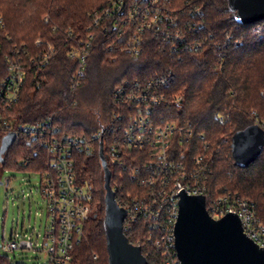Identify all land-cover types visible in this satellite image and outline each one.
Instances as JSON below:
<instances>
[{"label":"trees","instance_id":"16d2710c","mask_svg":"<svg viewBox=\"0 0 264 264\" xmlns=\"http://www.w3.org/2000/svg\"><path fill=\"white\" fill-rule=\"evenodd\" d=\"M108 1L0 0L4 22V26L0 25V84L9 73V60L21 55L27 62L26 82L19 101L7 107L0 100V111L13 127L40 124L55 113L60 135L91 136L116 110L114 95L123 82H148L172 72L174 79L168 92L182 97V106L161 108V112L178 123H191L194 139L204 136L211 146V191L232 192L254 201L264 223V147L247 167L235 164L231 147L236 132L264 123V19L253 24L237 22L230 0H161L190 16L188 26L193 28L196 21L194 29L185 32L187 39L194 32L209 38V42L199 50L174 49L161 36L147 33L141 54L134 55L125 49L130 34L112 28L107 32L89 29L93 11ZM192 7L203 10L199 20L191 18ZM91 34L95 35V47L88 59L86 76L77 89L90 95L83 109L77 92L72 94L77 60L69 56V50L83 39L90 40ZM38 38L45 44L36 45ZM47 43L55 46V54L49 63H43ZM217 115L225 119L221 121ZM99 146V142L93 141L91 151L75 152L73 156L79 181L90 185L94 194V214L73 252L76 264H108L105 172ZM47 168L43 146L24 133L16 136L0 128V181L8 169L33 170L42 176ZM109 168L113 188L118 184L123 192L130 187L136 190V182L126 172L111 165ZM115 194L120 201L119 192ZM145 229V223L136 224L133 236L129 237L133 244H141L150 264L149 250L156 255L159 252L147 244ZM0 264H12L1 248Z\"/></svg>","mask_w":264,"mask_h":264},{"label":"built area","instance_id":"2783aa9c","mask_svg":"<svg viewBox=\"0 0 264 264\" xmlns=\"http://www.w3.org/2000/svg\"><path fill=\"white\" fill-rule=\"evenodd\" d=\"M190 12L194 20L203 16L199 7H192ZM189 17L161 0H109L93 11L89 29L101 28L107 32L112 28L130 34L125 49L134 55L141 54L143 37L147 33L161 36L174 49L199 50L208 44L209 38L193 32L187 39L185 32L192 28L187 25ZM45 20L48 21V16ZM193 24L192 29L196 21ZM0 25L4 26L1 16ZM94 39L95 35L91 34L90 40L83 39L69 50V56L77 60L72 78L73 96L86 76ZM42 43L43 40L36 42L38 46ZM54 54L55 48H50L41 62L49 63ZM8 70L0 84V100L11 107L22 95L27 62L19 55L9 60ZM173 79L170 72L148 82H123L115 91L116 110L90 138L60 135L55 113L43 123L13 127L7 115L0 111V128L16 136L24 133L43 146L48 167L37 187L47 212L45 231L36 226L32 228L31 224L26 227L25 222L21 225L17 220L11 237L0 246L4 254L40 251L44 255L41 264H76L73 252L85 235L87 221L94 214V194L90 185L79 181L73 156L75 152L91 151L93 141L99 145L102 141L108 166L126 172L137 184L136 190L126 192L118 184L112 188L119 192L120 201L115 194L118 205L126 210L123 231L129 240L136 224L145 223L144 239L159 252L156 255L149 250L150 264H181L175 228L182 194L204 196L206 210L214 219L230 213L238 215L246 235L264 247V223L258 216L255 202L232 192H212L209 187L214 161L211 146L204 136L194 139L191 123H178L161 112V108L182 106V97L169 95ZM253 114L257 116L255 111ZM217 118L223 121L225 116L217 115ZM257 124L264 129V123ZM38 215L39 212L36 217ZM94 259L97 260L98 255L95 254Z\"/></svg>","mask_w":264,"mask_h":264},{"label":"water","instance_id":"95a60500","mask_svg":"<svg viewBox=\"0 0 264 264\" xmlns=\"http://www.w3.org/2000/svg\"><path fill=\"white\" fill-rule=\"evenodd\" d=\"M230 5L241 24L264 19V0H230ZM231 147L235 164L247 167L262 152L264 129L254 124L236 132ZM99 151L105 172L108 264H148L141 246L133 244L123 231L126 210L116 201L102 141ZM175 236L181 264H264V247L246 235L238 215L230 213L214 219L206 210V201L201 195H181Z\"/></svg>","mask_w":264,"mask_h":264},{"label":"rangeland","instance_id":"374dc122","mask_svg":"<svg viewBox=\"0 0 264 264\" xmlns=\"http://www.w3.org/2000/svg\"><path fill=\"white\" fill-rule=\"evenodd\" d=\"M26 9L31 10L30 8ZM38 40L42 39L38 38L35 44ZM42 44H45V42ZM47 46V51L50 48H55V46L48 45V43ZM76 96L81 108L86 109L90 95L79 89ZM82 136L91 137L89 135ZM40 180L41 174L33 170L8 169L5 171L0 185V246L11 237L17 220L20 221L21 225L25 222L26 227L31 224L32 228L36 226L38 230L42 228V231H45L47 212L44 210L42 196L37 193ZM132 188H128V191ZM29 194L32 197L28 196ZM37 212L40 215L36 217ZM4 255L14 264L16 262L20 264H41L44 261V255L40 251H16Z\"/></svg>","mask_w":264,"mask_h":264}]
</instances>
